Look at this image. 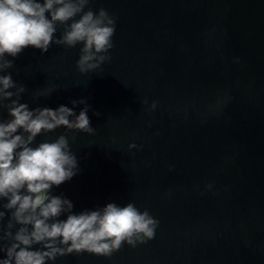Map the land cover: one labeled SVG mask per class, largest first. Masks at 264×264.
<instances>
[{"label":"water","instance_id":"water-1","mask_svg":"<svg viewBox=\"0 0 264 264\" xmlns=\"http://www.w3.org/2000/svg\"><path fill=\"white\" fill-rule=\"evenodd\" d=\"M88 7L116 21L100 69L79 73L80 45L52 44L7 57L8 71L30 108L73 107L81 97L91 106L96 131L68 133L79 171L52 194L77 213L132 202L159 223L154 238L111 256L73 253L48 264H264V0ZM0 118L9 119L6 108ZM65 131L38 135L32 146Z\"/></svg>","mask_w":264,"mask_h":264},{"label":"clouds","instance_id":"clouds-1","mask_svg":"<svg viewBox=\"0 0 264 264\" xmlns=\"http://www.w3.org/2000/svg\"><path fill=\"white\" fill-rule=\"evenodd\" d=\"M89 4L90 0H0V109L6 108L9 116L0 118V264H48L82 252L107 257L124 243L134 247L155 236L159 221L132 202H109L77 213L70 199L52 194L53 186L79 171L68 133L96 131L87 114L91 106L81 97L71 101L73 107L30 108L22 102L26 87L8 71L14 60L7 57H17L28 46L47 52L52 44L80 45L79 73L100 69L111 59L116 21L106 9L94 11ZM60 25L63 31L57 36ZM51 92L46 88L32 95ZM77 105H83L78 114ZM156 107L153 101L149 110ZM60 127L65 133L32 146L38 135ZM136 147L129 144L130 149Z\"/></svg>","mask_w":264,"mask_h":264}]
</instances>
